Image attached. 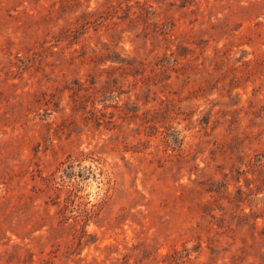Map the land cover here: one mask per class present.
I'll return each instance as SVG.
<instances>
[{"label":"rangeland","instance_id":"1","mask_svg":"<svg viewBox=\"0 0 264 264\" xmlns=\"http://www.w3.org/2000/svg\"><path fill=\"white\" fill-rule=\"evenodd\" d=\"M0 264H264V0H0Z\"/></svg>","mask_w":264,"mask_h":264}]
</instances>
